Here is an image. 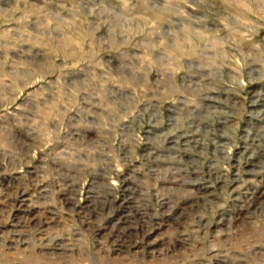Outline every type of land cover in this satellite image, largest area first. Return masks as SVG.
I'll use <instances>...</instances> for the list:
<instances>
[{
    "label": "rangeland",
    "instance_id": "rangeland-1",
    "mask_svg": "<svg viewBox=\"0 0 264 264\" xmlns=\"http://www.w3.org/2000/svg\"><path fill=\"white\" fill-rule=\"evenodd\" d=\"M0 264H264V0H0Z\"/></svg>",
    "mask_w": 264,
    "mask_h": 264
}]
</instances>
